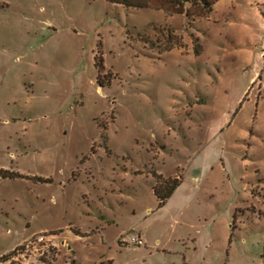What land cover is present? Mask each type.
I'll return each mask as SVG.
<instances>
[{
    "label": "rangeland",
    "instance_id": "obj_1",
    "mask_svg": "<svg viewBox=\"0 0 264 264\" xmlns=\"http://www.w3.org/2000/svg\"><path fill=\"white\" fill-rule=\"evenodd\" d=\"M0 172V264H264V0H0Z\"/></svg>",
    "mask_w": 264,
    "mask_h": 264
},
{
    "label": "trees",
    "instance_id": "obj_2",
    "mask_svg": "<svg viewBox=\"0 0 264 264\" xmlns=\"http://www.w3.org/2000/svg\"><path fill=\"white\" fill-rule=\"evenodd\" d=\"M112 4H118L127 8L143 9L153 8L163 10L168 14H185L189 18L199 17L212 11L216 0H107ZM103 68V65H100ZM0 176L6 174L0 172ZM157 176V175H156ZM161 178V176H158ZM179 180L168 179L163 182L159 180L154 187V192L160 200V205H164L174 194L179 186ZM3 257L0 260H4Z\"/></svg>",
    "mask_w": 264,
    "mask_h": 264
},
{
    "label": "built area",
    "instance_id": "obj_3",
    "mask_svg": "<svg viewBox=\"0 0 264 264\" xmlns=\"http://www.w3.org/2000/svg\"><path fill=\"white\" fill-rule=\"evenodd\" d=\"M125 241L138 247L144 245L141 237L132 236ZM51 247L48 235H35L17 246L8 256V261L10 264H33V262L45 257L50 252Z\"/></svg>",
    "mask_w": 264,
    "mask_h": 264
},
{
    "label": "crops",
    "instance_id": "obj_4",
    "mask_svg": "<svg viewBox=\"0 0 264 264\" xmlns=\"http://www.w3.org/2000/svg\"><path fill=\"white\" fill-rule=\"evenodd\" d=\"M61 230H62V229H60V228H59V229L54 228V229H50L49 232H51V233H58V232H61ZM74 231H75V233H76V235H77L78 237H80V236L82 235L80 229L75 228Z\"/></svg>",
    "mask_w": 264,
    "mask_h": 264
}]
</instances>
